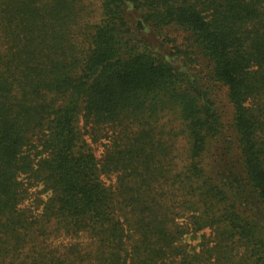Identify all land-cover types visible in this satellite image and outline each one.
Returning a JSON list of instances; mask_svg holds the SVG:
<instances>
[{"label":"trees","instance_id":"16d2710c","mask_svg":"<svg viewBox=\"0 0 264 264\" xmlns=\"http://www.w3.org/2000/svg\"><path fill=\"white\" fill-rule=\"evenodd\" d=\"M95 2L0 0V264H264V0Z\"/></svg>","mask_w":264,"mask_h":264},{"label":"rangeland","instance_id":"374dc122","mask_svg":"<svg viewBox=\"0 0 264 264\" xmlns=\"http://www.w3.org/2000/svg\"><path fill=\"white\" fill-rule=\"evenodd\" d=\"M86 2H87V4L90 2L91 3V6L96 3L95 0H86ZM93 8H95V7H93ZM95 15L96 14H93V11H92V14H91L90 17H93ZM90 19H92V18H90ZM95 149H96V154L99 155V152L101 150V147L100 146H96ZM44 196H45V194L42 195V197H44ZM198 241H199V236H197V238L193 241V243L196 245ZM53 243H54V241H53Z\"/></svg>","mask_w":264,"mask_h":264}]
</instances>
